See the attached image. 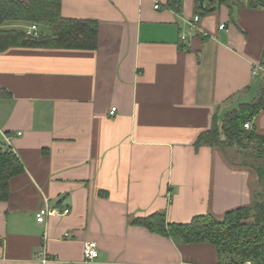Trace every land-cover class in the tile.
Here are the masks:
<instances>
[{
  "label": "crops",
  "instance_id": "1",
  "mask_svg": "<svg viewBox=\"0 0 264 264\" xmlns=\"http://www.w3.org/2000/svg\"><path fill=\"white\" fill-rule=\"evenodd\" d=\"M167 1L61 0L63 18L97 22L95 50L0 52V143L24 168L0 203V264H221L211 244L175 243L133 221L163 212L185 224L251 205L259 180L239 152L194 144L214 115L256 97L264 9L201 18L196 0H173L179 14ZM251 126L264 133V112ZM45 205L56 214L38 224Z\"/></svg>",
  "mask_w": 264,
  "mask_h": 264
},
{
  "label": "trees",
  "instance_id": "2",
  "mask_svg": "<svg viewBox=\"0 0 264 264\" xmlns=\"http://www.w3.org/2000/svg\"><path fill=\"white\" fill-rule=\"evenodd\" d=\"M196 6L203 18L221 6L228 8L230 14L242 7L264 9V0H196ZM167 8L180 13V4L173 0L167 1ZM8 23L36 24L46 27L50 34L32 40L24 36L23 30L0 29V52L10 48L93 51L97 47V22L63 18L61 0H0V27ZM260 66L264 68V51ZM262 112L264 74L254 100L239 104L222 116L214 115L209 130L198 136L195 149L201 146L236 149L239 154L249 150L254 160H264V133L243 127ZM23 172L24 168L13 150L0 143V203L9 198L10 181ZM256 173L260 183L258 188L251 190V205L248 207L229 211L221 218L211 214L197 216L185 224L169 223L165 213L158 212L136 219L133 224L175 243L211 244L221 264H264V174L259 168Z\"/></svg>",
  "mask_w": 264,
  "mask_h": 264
},
{
  "label": "built area",
  "instance_id": "3",
  "mask_svg": "<svg viewBox=\"0 0 264 264\" xmlns=\"http://www.w3.org/2000/svg\"><path fill=\"white\" fill-rule=\"evenodd\" d=\"M154 9H158V5L155 4L154 5ZM199 22V17L198 16H194L193 19L188 22V25L194 29L197 28V23ZM224 26H219V30H223ZM24 32V36L28 39H38L40 37L39 31H38V26L36 24H28L27 27L24 28L23 30ZM180 39L181 41H185L186 40V36L185 34H181L180 35ZM260 74H264V68L262 67H255L252 70V76L253 77H257ZM116 113V108H112L109 111V116L113 117ZM245 130H251L252 126H251V122H247L243 125ZM20 133H17V136H19ZM6 140H8V137H6ZM56 214L55 210H49V208L45 205L43 208H41L37 213H36V222L38 224H44L46 221V218ZM41 255H42V263H46L47 262V258L45 256V252L44 250L41 251ZM97 259V247L96 244L93 242H87L84 245L83 248V261L85 263H91L94 262ZM244 264H252L251 262H245Z\"/></svg>",
  "mask_w": 264,
  "mask_h": 264
},
{
  "label": "rangeland",
  "instance_id": "4",
  "mask_svg": "<svg viewBox=\"0 0 264 264\" xmlns=\"http://www.w3.org/2000/svg\"><path fill=\"white\" fill-rule=\"evenodd\" d=\"M40 33H42V31L40 30ZM248 153V155H246ZM242 154V153H241ZM240 154V155H241ZM240 161L244 164V165H248L250 167V169H252L254 171V173H256V169L259 168L262 170L263 174H264V160H254V158H252L249 155V150L248 151H244L243 154L240 157ZM257 174V173H256ZM256 176V175H255ZM258 178V175H257ZM252 185L254 186L253 188H258L259 187V183L256 184V180L252 179ZM263 182V181H262Z\"/></svg>",
  "mask_w": 264,
  "mask_h": 264
},
{
  "label": "water",
  "instance_id": "5",
  "mask_svg": "<svg viewBox=\"0 0 264 264\" xmlns=\"http://www.w3.org/2000/svg\"><path fill=\"white\" fill-rule=\"evenodd\" d=\"M200 5L202 6V5H203V3H202V2H200Z\"/></svg>",
  "mask_w": 264,
  "mask_h": 264
}]
</instances>
